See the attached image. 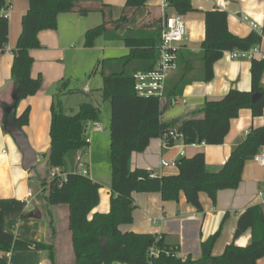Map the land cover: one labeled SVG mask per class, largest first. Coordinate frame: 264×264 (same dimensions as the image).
Masks as SVG:
<instances>
[{
  "label": "trees",
  "instance_id": "obj_1",
  "mask_svg": "<svg viewBox=\"0 0 264 264\" xmlns=\"http://www.w3.org/2000/svg\"><path fill=\"white\" fill-rule=\"evenodd\" d=\"M29 7L21 19V33L16 46L11 50V82L15 100L10 105L1 104L4 121H13L21 130L27 126L30 109L26 107L20 116H16V107L24 99L38 94L43 84L41 76H30L33 60L31 50L41 48L38 34L41 31L55 30L57 18L62 14L77 12L80 14L99 13L102 17L99 26L88 29L83 36L84 47H93L95 40L122 41L128 54L119 58H105L98 61L91 74L102 78L99 90L102 101H108L109 115V155H110V211L94 214L97 207L99 187L88 177L74 172L77 155L87 154L88 140L85 133L89 123L99 119L100 108L90 102L78 105L76 112L66 114L62 108V96L81 93L78 89L67 88L60 81L57 93L50 105L49 148L42 154L48 168L59 166L67 171L66 180L61 184L50 183L48 194L44 196L48 207L57 205L68 208V230L71 238L74 264H256L264 258V209L261 206L247 208L238 216L233 242L227 245L219 256L212 255V247L219 237V231L201 243V257L191 256L181 260L176 256L165 255L178 248L177 240L167 236L135 234L121 231V227L133 224V193H160L162 202L177 201L183 193L186 202L198 213H202L199 194L205 193L215 203L220 190H235L241 181L244 165L252 160L264 146V127L253 129L235 147L232 154L217 173L205 168V155L198 152L192 157H182L175 162L177 173L168 176H154L144 169L129 171L128 161L131 154L143 152L150 141L162 134L175 130L183 137L185 145L222 144L230 129V123L242 109L250 110L252 117H259L264 110V86L260 84L264 74V59L251 60L250 92L231 90L218 101H203L191 117L173 119L169 124L160 120L161 102L159 99L140 97L134 90L136 72L152 71L158 62L160 44V20L152 19L142 23L134 30H127L122 36L118 29L130 18L134 11L143 7L146 0H126L123 11L117 20L112 19V9L99 1L79 2L77 0H28ZM9 7L0 0V53L8 47V20L1 11ZM170 9L184 16L194 12L190 0H170ZM205 33L199 52L195 53L184 46L176 52V70L165 82L164 98L174 100L181 97L186 85L194 82H209L213 78L212 68L225 52L232 50L248 51L261 45V37L250 33L246 38L231 35L227 27L226 12L215 9L204 13ZM253 95L258 99L251 101ZM172 145V141L169 142ZM41 178V188L46 181ZM43 185V186H42ZM45 190V189H44ZM223 222L227 215L223 216ZM51 214L48 225L52 226ZM250 231L251 240L245 247H237L234 241L246 231ZM158 247L162 253L152 262L148 261V251ZM26 250L44 253L51 264H55L54 248L44 241L28 242L19 240L4 229V215L0 209V253L26 252ZM0 264H7L0 257Z\"/></svg>",
  "mask_w": 264,
  "mask_h": 264
},
{
  "label": "crops",
  "instance_id": "obj_2",
  "mask_svg": "<svg viewBox=\"0 0 264 264\" xmlns=\"http://www.w3.org/2000/svg\"><path fill=\"white\" fill-rule=\"evenodd\" d=\"M5 1L9 2V7L6 11L9 35L8 47L4 53H0V105H10L13 101L14 89L10 77L13 63L11 50L15 48L16 42L20 37L22 30L21 19L29 7L28 0ZM77 1L82 3L91 1L106 3L112 9V19L117 20L123 11L126 0ZM190 1L194 12L183 16L186 40L181 47L184 46L192 52H199L200 44L204 40V13L216 8L226 12L227 27L231 35L246 38L252 32L264 34V0ZM160 4L161 0H146L145 5L134 11L130 18L118 29L117 35L122 36L127 30H134L142 23L152 19H158L160 24H162ZM167 12L169 14L174 13L171 9ZM1 14L3 15V13ZM101 19V15L95 12L86 13L85 15L77 12L62 14L57 18V28L55 30L39 32L37 38L41 48L29 52L33 60L30 76L34 79L41 76L43 84L37 95L22 100L19 106L16 107V116H20L26 107L30 109L28 124L23 127L22 131L23 133L25 132L27 141H29L37 158L49 148L50 105L54 95L57 93L59 82L65 81L68 88L69 81L65 78V71L68 54L71 51L68 52L67 46L74 41L80 43L79 48H76V51L72 52L70 56L75 61L83 59L85 63L90 64L92 58L89 55L88 47H84L83 36L88 29L99 26ZM242 19H246V21ZM253 25L257 26L256 29H253ZM99 39L105 44L122 42L107 41L103 37ZM71 47L74 48V46ZM263 47L264 45L262 44V50ZM121 48H123V52L128 53L125 45L121 46ZM256 60L261 59L257 58ZM98 61L102 60L98 59L96 63ZM250 63L251 60L241 58L230 60L225 52L223 57L216 61L212 68L213 78L211 81L194 82L185 86L181 97L174 100L163 99L161 102L160 120L165 124H169L173 119L191 117V114L202 105L203 101H218L234 89L241 92H250ZM91 72L88 74L89 77L95 75L91 74ZM260 84L264 86V74ZM100 88L101 85L96 89L98 93ZM81 91L86 96L91 95L88 94L90 90L87 86H83ZM66 97L69 99L71 96H62L63 109L65 107L63 100ZM66 107L69 109V114L77 111L74 108H69V106ZM3 117L4 112L0 106V209L4 215V229L19 240L36 243L44 241L52 245L55 264H74V254H72L67 222V206L57 205V207H49L48 211L46 210L48 214H51L53 223L51 227L48 225V218L47 220L43 218L42 211L35 210L29 214L25 212L34 198L25 201L28 189H31L30 183L34 181L32 179H39L38 176L42 175L40 172L41 168L36 170L32 176L29 172L22 171L21 154L16 146H12L9 141L10 135L3 129ZM95 125L100 127L99 131L94 130ZM262 127H264V110L261 116L252 117L250 110L242 109L237 117L231 121L229 132L219 146L203 144L200 146L185 145L181 147L176 144L167 148L163 146L160 138H155L150 141L143 152L131 154L128 161V169L129 171L138 168L144 169L156 174V176L176 174L178 170H176L174 165L162 167L161 161L169 164L175 163L182 158L179 151L183 149L185 153L183 157L185 158L192 157L198 152L204 153L205 168L210 173H217L251 128L258 129ZM90 133L101 135L104 142L107 141V133L105 130L102 133L99 124L93 122L88 124L85 134L86 140ZM92 137L89 141L90 148H92ZM4 147L7 148V151L3 149ZM44 162V167L46 168L47 160L45 158ZM83 162L89 172L88 178H90L91 166L88 164L85 155ZM102 166L103 169L101 171L95 169L93 179L90 178L99 187V200L98 206L91 211L88 217L89 220L94 214L106 215L110 211V164H105V169L104 165ZM243 168L244 171L239 186L235 190H220L216 194L215 203L205 193L199 194L202 213H198L191 204L186 202L183 193L179 194L177 201L171 202H162L158 192L133 193L132 199L136 205L135 210L132 212L133 224L121 227V231H129L139 235L148 234L155 237L165 235L171 241L177 240L176 256L181 260H185L189 256L192 259H199L201 257V243L219 231L220 235L212 247V255H221L224 251L223 249L234 240L233 236L238 216L247 208L253 206H261L264 209V204L259 199V194L264 191V168L258 166L254 158L247 161ZM41 178L38 180L40 181V187ZM33 212H38L40 218H31L30 214ZM224 215H227V219L223 222ZM250 240L251 233L248 230L234 241V245L245 247L250 243ZM0 257L7 264H51L44 253L33 250L10 252L9 254L0 253ZM256 264H264V258L259 259Z\"/></svg>",
  "mask_w": 264,
  "mask_h": 264
},
{
  "label": "built area",
  "instance_id": "obj_3",
  "mask_svg": "<svg viewBox=\"0 0 264 264\" xmlns=\"http://www.w3.org/2000/svg\"><path fill=\"white\" fill-rule=\"evenodd\" d=\"M169 1L170 0H161L160 4L162 24L159 38L160 44L157 48L159 56L158 62L155 64L152 71L136 72L134 76V90L136 94L140 97L145 98L155 97L159 99L160 102H162L164 99L165 82L168 79L169 75L176 70V52L186 40V30L183 17L176 13L169 14L167 12L168 10H170ZM7 4L9 5V2H7ZM7 9L1 12L6 15ZM242 20L246 21V19ZM256 27L257 26L253 25V29H256ZM257 34L261 37V45H264V34L260 32H257ZM261 45L254 46L248 51L232 50V52H226V54L230 60L239 58L246 60L260 58L261 60H263L264 47L262 50ZM94 130L99 131L100 127L98 125H95ZM160 139L163 146L167 148H170L171 146H174L176 144H179L181 147L185 146V144L183 143V137L175 130H170L162 134ZM170 141H172L171 146L168 145ZM179 153L182 157L185 155L183 149H181ZM254 160L256 161L258 166L264 168V146L259 149V153L254 157ZM170 165L175 166V163L169 164L165 161H161L162 167H169ZM74 172L82 175L83 177H89V172L87 171V167L83 162V157L80 155H77L75 159ZM47 174L48 176L45 187H47L50 183H56L58 186L61 185L66 180L68 175L67 171L59 166L49 167ZM154 176H156V174H152V177ZM33 197V190L28 189L25 201H29ZM259 199L262 200L264 204V191L259 194ZM148 252L149 262L157 259L162 253V251L158 247H151ZM163 253L167 256H176L177 251L175 250L172 253L163 251Z\"/></svg>",
  "mask_w": 264,
  "mask_h": 264
},
{
  "label": "rangeland",
  "instance_id": "obj_4",
  "mask_svg": "<svg viewBox=\"0 0 264 264\" xmlns=\"http://www.w3.org/2000/svg\"><path fill=\"white\" fill-rule=\"evenodd\" d=\"M123 45H124L123 42L105 44L100 39L95 40L93 47L88 48L89 55L92 58L90 64L85 63L83 59L75 61L70 56L72 52L76 51V48H79L80 43L74 41L73 43H70L69 46H67L68 52L71 51L68 54L67 67L65 71V75H66L65 78H67V81H69L68 90L78 89L79 91H81L83 86H87L90 90V93L88 94H91V95L86 96L81 91V93L79 94L71 95L69 99H67V97L64 98L63 100V105L65 106L64 112L66 114L70 113L69 109L66 106H69V108H74V110L76 111L78 109L79 104L83 102H86V103L90 102L93 105L100 108L99 119L93 123L99 124L101 126L102 133L104 132V130L107 133V137H106L107 141L105 142H104V139H102L101 135H96V133H90V135L88 136V139H87L88 141H90L91 136H93L91 139L93 141L92 148H90V144H89V148L87 149V155H85L86 160H88V164H90L91 166V176H90L91 179H93L95 175V172H94L95 169L96 170L99 169V171H101L103 169L102 165H104V169H105V164H108V163L110 164V155H109L110 139H109V131H108L109 130L108 119H109L110 107H109L108 101H102L100 98V94L96 91V89H98L101 85V76L99 74H95L89 77L88 74H90L91 69L93 68V65L96 63L98 59L102 60L103 58L105 59L107 57L108 58H119L124 55H127L128 53L123 52V48H121V46ZM71 46H74V48H72ZM19 104L17 105V107L19 106ZM9 141L14 147L15 145L11 141L10 137H9ZM3 149L7 151L6 147H4ZM38 157H39L38 163L29 172V174L32 176L36 172V170H39L41 168L40 172L42 175L38 177L40 179L42 176H44V179H45L44 182H45L47 176L44 173L46 170L44 167L45 165L44 158L42 157L41 154ZM39 179H32L34 181L30 183V188L34 191L35 196L29 208H26L25 212L29 214L31 211H35V210H38L40 212L42 211L43 218L47 220L48 218L47 209L49 207L46 206L45 204L44 196L48 194V191H47V187L44 188L45 190L44 189L42 190L39 184L40 181H38Z\"/></svg>",
  "mask_w": 264,
  "mask_h": 264
},
{
  "label": "water",
  "instance_id": "obj_5",
  "mask_svg": "<svg viewBox=\"0 0 264 264\" xmlns=\"http://www.w3.org/2000/svg\"><path fill=\"white\" fill-rule=\"evenodd\" d=\"M258 95H253L251 101H255L258 99ZM15 100V94L13 95V101ZM2 126L5 132H7L12 142H14L15 146L17 147L19 153L21 154L22 163L21 169L23 172H30L35 165L38 163V158L36 153L31 148L29 141L23 131L17 127L13 121H4L2 122ZM31 218H40V214L38 212H33L30 214Z\"/></svg>",
  "mask_w": 264,
  "mask_h": 264
}]
</instances>
